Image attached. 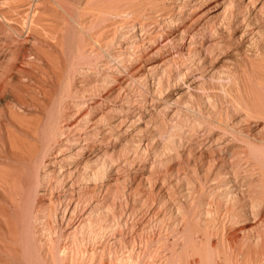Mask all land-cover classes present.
I'll return each mask as SVG.
<instances>
[{"label": "bare ground", "instance_id": "6f19581e", "mask_svg": "<svg viewBox=\"0 0 264 264\" xmlns=\"http://www.w3.org/2000/svg\"><path fill=\"white\" fill-rule=\"evenodd\" d=\"M1 1L4 4H0V6L3 7L4 5H6L8 11L2 12L0 9V264H107L104 260L108 251H105L104 246H102V248L100 247L99 250H94L91 246V249L87 248V245L90 243L92 245H95V243H97V241H100L108 230H115V227L119 226V219L116 218L118 214L114 216L111 212L112 218L110 219L108 216L110 214L108 213V209L107 212L103 209L106 207H97V205H94L93 208L90 209L89 213L87 212V216L85 214V216L83 215L85 219L80 220V223L78 222L79 224L76 223L77 225H72L69 222L71 221V217H74L73 210L72 213L71 211H69L70 213L68 216L69 219L67 218L68 220L57 219L59 216L57 217L55 208L56 205L54 204L55 201L51 196H48L46 194L47 196H45V198L43 196L44 194H41L42 192H44L42 191L43 180H41V172H43L42 170H45V167L49 166L48 164L51 163L49 160H46L49 159V157L51 156H54L51 159H53L57 165H62V167L65 168V166L63 165H65L67 159H72L71 155H76V159H72V161L74 162H72V164H67V166H70L68 172H77V174L81 173L80 180H82L83 178H87L88 182H90L89 180H98V178L103 176L104 169H106L105 165L107 162L105 161L104 163V161L102 162L100 158L99 160L95 158L93 161L94 163H92H96V166L94 165V168H96V170H93V168H91L89 165L90 158H83L82 155H84V153H80L79 155L78 151H76L77 148H75L76 141L77 143L78 141H81L85 144L87 142L88 134H85L86 132L81 135V138L78 137V134L81 132L79 131L80 128L83 129V127L86 128V126L92 128H99L98 125L102 124L103 118L106 116V113L105 115L104 113H101V111L104 112L105 108L104 110L100 109V113L97 111L95 112L97 108L99 110V108L101 107L99 106L101 104V101L97 102L98 99L96 100V102L92 101L93 103H91V107L88 104L89 107L87 106L88 108H85V104H87V101H85L86 97L88 96V94L92 96L99 95L101 93L102 95L104 94V92L106 95L107 93L108 95L111 94L110 90L107 91L104 82L98 81V84H92V82L87 81L89 79L88 75H91L89 74V72H91V70L96 69L97 67H100V65L103 63L101 62V64L98 66L99 62H97V60L99 61L100 58L106 57L108 55L105 52V49H107L108 47H104L106 46V43H110V41H108L110 38L108 34H106L108 36V39L104 38L105 43L103 44V39L100 40V36H102L104 31H107L105 29H111V26L113 25V28L117 27V29L119 30L120 24L118 22H120L125 16H130L132 18H129V23L131 25L130 27L134 28V26L137 25H133V22H137L143 27L145 24L143 25L142 22L138 21L139 17H144H141L142 15H140L141 12H144L145 10V8L144 10H142L143 4L147 3L149 5V7H147V10L150 11L149 13H154V15L158 13V16L160 15L161 18L165 17L166 7L157 4V0H149V2H146L144 0L145 2L141 1V3H138L140 2V0H0V3H2ZM237 2L238 4L233 0L230 1V7L228 9H226L228 6H224L226 7L224 9L227 10V12H225L223 16V11L221 14L222 16L220 15L222 18L219 19L222 20L223 17H227V20L225 21V26L228 25L226 27H229V29L227 30L230 31H226L227 33L225 32L224 34H226V36L230 34L227 39L231 38V40L237 39L234 33L235 30L231 27V23L234 21L237 22L240 15L242 16V18L240 19H242L243 22L246 19L249 22V19H251L252 17L251 16L249 18V16L251 15L250 9L251 12L252 10L255 11V13H253L252 15H254V17H257V19H260V17L264 13V0H237ZM42 5H44V7ZM47 5H49V8L51 6L52 9H47ZM258 5H261L262 7L259 8L260 6L257 7ZM260 9H262L263 11ZM147 10L144 13H148ZM168 15L166 17H168ZM46 16H61L64 20H66V24L69 25L68 22H71L70 24H72V29L70 28V30H73L74 27V29L78 30V33L80 34L75 35L74 33H66V30V34L62 35L61 37H56L55 34L49 33V30H44L43 25H46V27H48V25H51L53 23V21L50 20L48 25V21H42L45 23H41V18L44 19L46 18ZM158 16L156 14V17ZM262 17L264 19V16ZM113 18H115L114 21H118L114 23L113 20H111L113 24H111V22L109 23V19ZM144 19H142L143 22L146 21H144ZM148 19L150 18H147V20ZM56 20L59 22V18H56ZM123 20L125 21L127 19L124 18ZM123 20L120 23L124 25ZM128 21H125V24H127L126 22ZM148 21L149 24L150 22H156V20L154 21V19L152 21ZM148 21H146V25L148 24ZM175 21L176 19H174L173 21L172 18H170L169 21L166 22L165 19L164 22L167 23V25L172 26L173 23L178 22ZM260 21L263 20H257V23H255V25L258 24L257 29L255 30H258V27H260ZM105 22L109 23L110 25H103ZM235 22L234 24L236 25ZM239 22H237V24ZM248 22L246 21L244 25L242 24V22H240V24H242L243 26L239 24L243 29L241 33H237V36H239V42H246V38L249 34H251V36L255 35V38L253 37V39H256V42L264 39V33H262V35L261 32H256L253 28V30H250V26L253 24V21L250 22L252 23L251 25L248 24ZM220 23L222 24L223 22ZM66 24H64L63 26L65 27ZM117 24H119V28ZM161 24H163V22H161ZM218 25L219 23H217V27ZM239 25H236L238 26V29ZM51 26L48 27V29L56 33L57 30H53V28L57 29L55 25L53 26V28ZM70 26L71 25H69V27ZM147 26L149 27V25ZM173 26L175 27V24H173ZM92 27L95 29L98 28L97 34H90L89 31L92 29ZM249 27L250 29L247 30V28ZM144 28L139 27L140 31ZM210 28L209 30L212 31V33L215 32L213 30H216V28ZM262 28H264V26ZM95 29L94 31H96ZM222 30L225 31L226 29ZM222 30H219V34ZM183 32H178L176 38H174L176 39L174 40L175 42L177 40H179L180 42H184V39L187 40V36L186 34H183ZM57 33L59 32L57 31ZM60 33L62 32L60 31ZM114 33L115 35H117V32ZM145 33L147 32L144 31V35H146ZM224 34H222V36L220 35V37L222 38ZM207 35L209 36V34ZM211 35L209 37H211ZM113 36L114 34L112 33V37ZM150 36L146 37L145 39H148L150 42H156L151 41L153 39L151 38L152 36ZM163 36L166 35L163 34ZM218 36L219 35L214 37ZM96 37H100V39L97 40ZM201 37L203 38V36ZM113 38L112 40H115V37ZM194 38L191 36L190 41ZM251 38L250 40H252ZM148 40H146V43L148 42ZM247 40H249V38H247ZM228 42H226L228 45L224 46L228 48L230 47L229 49H227L230 50L231 46ZM234 43V47H236V42ZM249 43L251 45V42L248 41L247 47L249 46ZM259 43L260 42H258L257 44ZM261 43L263 45V42ZM148 44L151 43L148 42ZM207 44L209 45L210 43ZM109 45L111 46L112 44ZM191 45L193 44H189V46ZM203 45V42H201L199 48L194 45V48H197L195 49V52H193L194 50H192L193 53L191 51L190 53L194 56L196 51L199 52L202 50V48H204ZM208 45H206V48L209 50L213 48V45L215 49L217 47L221 48L218 41L211 43L209 46ZM262 45L260 44V46ZM124 46L126 47V45ZM124 46L123 48H121L122 51L124 49ZM133 46L134 44L132 45V48ZM224 46H222V49ZM251 46L249 47L251 48ZM126 48L127 50H130V47L128 48V46ZM190 48L194 49L192 48V46ZM214 48L212 49L213 51ZM258 48L259 47L257 45L256 49ZM217 49L221 52V49ZM263 49L264 47H262L261 51ZM212 50H210L209 52H211ZM203 51L205 52V49ZM257 51H255L256 54L258 53ZM262 52L264 53V50ZM199 53L196 54L198 55ZM237 54L239 55L240 59V54ZM258 54L260 55L261 53L259 52ZM199 55L198 57H200ZM253 55L254 57H257V55ZM236 56H233L231 59L234 63H237L238 61L236 58H234ZM241 56H243V53ZM263 56L264 54L262 55V57ZM203 57H205V55ZM262 57L260 56V58L263 60ZM197 60L198 62L200 61V59L198 58ZM227 60H229V58H227ZM130 62H132V60ZM135 62L136 59L133 61V64H135ZM233 62L230 63L232 64V66H230V70L234 65H236ZM249 62L250 65L254 67L253 69L255 71L253 73L251 72L252 74H250L249 71L247 72V67H245V72L248 73L247 75H251L249 78L251 85H254V88H256V90L258 88L259 92L255 91V89H253L252 91L251 88L253 86L249 88L248 84H245L246 82L248 83V79H244V81L246 82H242V86L243 83L245 87L248 86V89H246L249 90V96L244 94L245 97L248 96V99L244 97L243 93H246L247 90L245 89V87L241 86L245 89L241 94L243 95L242 97H244V99L241 100L242 97L239 98L238 96V98H236L238 100L240 99L241 101H237V99L235 100V98H233L235 100V107L233 108L232 112L234 111V109L236 110L234 111V113L236 112V117L234 116L233 119L231 116L232 114L229 115V117L226 113V116L224 114L222 116L220 115V113L215 115L211 114L212 116H208L205 120L208 126L212 128L214 127V129H216V133H213L210 136V140L214 142V144L218 146L228 147L231 141L241 143L237 144L238 146H236V149L228 153L230 154V157L228 158H230V160L233 159V162L229 160L228 164H222L219 166H214V164H212L210 165L211 167L208 165L210 169L209 167H206V169H209L210 171L205 170V172H207V175L205 174L206 178L202 179L206 180L204 181L206 183L212 182V184H210L209 186L210 188L203 189L204 186H202L201 182H197L199 184H196L197 187L195 189H200L196 190L197 192L199 191L198 194L197 192H195V189L192 186L191 188H189L187 185L185 190H181L179 192L181 198L185 201H183V203L181 202L175 204L173 206V209L169 210L171 216L174 215V218H172V222L169 223L168 226H166L164 223V226H166V230L164 228V231L168 230L167 233L169 234V239H166L163 242L162 237L161 239L159 238L155 241H152L155 244V249L152 252L153 254L151 253L152 257L149 255L152 258V263H150V261L148 264H156L157 261L153 259L157 258L158 256V258H160V256L163 258H160L163 261L161 264H264V131H262L264 130L262 129L264 128V126H262L264 125V123L261 125L259 124L262 128L258 129V133L256 131L253 132L251 125V127L248 124L245 125L246 123L250 122L249 120L251 118H255V120L257 119V123L258 117L259 120L261 117V121L262 119L264 121V65H252L251 60L249 61L248 56L247 63L249 64ZM252 63L257 64L254 62ZM237 64L240 63L238 62ZM105 65H107V63ZM103 67L105 66L103 65ZM235 67L236 66H234V68ZM145 68L146 67L144 66V69ZM225 68L227 67L225 66ZM234 68L232 71H230L229 76L231 72L234 71ZM127 71L130 73V75H133L132 73L135 72L134 70L130 71L129 69ZM235 73L238 74L236 71ZM94 74L95 73H93V75ZM219 74L223 73L221 72ZM106 75L107 74H105V77L107 78ZM181 75L177 78L181 79ZM185 75L187 76L186 73L183 76ZM241 75L240 77L242 78L243 75ZM245 75L243 76V78L247 76ZM183 76L182 78H184ZM229 76H227V78L230 79L232 75L230 77ZM77 77L82 79L80 80V88L77 87L78 84L80 85V82H78V84H75L74 82ZM113 77L111 78L115 79L114 81L118 80L116 79V76ZM130 77L128 76V78ZM235 77L236 76H234V78ZM240 77L236 78L237 82ZM131 78H133V76ZM131 78L129 80H132ZM120 79L118 82H120L123 78L121 80ZM236 80L232 79L231 81L236 82ZM221 81L223 82V80ZM124 82L125 81L123 80V83ZM236 83L234 84V86L237 85ZM111 84L110 86L113 87ZM258 85H261V88L257 87ZM116 87L118 88V86ZM228 89H231V87H229ZM116 90L118 89H115L113 91ZM231 93H229V95ZM252 93H254L255 95H251ZM106 95L105 97L104 95L102 96V98H104L103 100L105 101L109 99L108 95ZM113 97L115 96L113 95ZM230 100H232L231 97ZM88 103H90V101H88ZM95 113H99L100 115ZM104 120L106 121V119ZM260 129L262 130L260 131ZM255 132L257 133V135L253 134ZM102 138L104 137L102 136ZM229 150L227 151L229 152ZM52 151L54 152L51 153ZM202 155L200 156V158L197 155L200 160L201 157H203ZM116 159L118 158L116 157ZM53 166H55V164H53ZM91 166L93 167V165ZM211 168L213 170H211ZM52 170H50V172ZM54 173L51 172L50 174L53 175ZM56 173L55 175L57 176L58 173ZM64 173L65 172L59 173L60 177L62 176L64 178ZM60 179L61 178H59L58 180L56 179V182L60 181ZM186 182L188 183V181ZM190 185H192L191 182ZM40 196L41 199L45 198L41 202H39V200H41ZM98 206L100 205L98 204ZM110 211L112 210H109V212ZM61 216L59 218H61ZM67 221L69 223H67ZM62 222H66L65 226L63 223L64 228L62 227ZM149 241L147 242V244L149 243ZM120 246L121 245H119V247ZM119 247L117 246L115 250H118ZM119 253L121 252H118L117 254L116 251L113 252L111 255L108 253L107 258H109L108 261L110 260L108 264H121V262L118 263L119 260L117 259V255L119 256ZM160 262L161 261L159 260V264Z\"/></svg>", "mask_w": 264, "mask_h": 264}, {"label": "rangeland", "instance_id": "374dc122", "mask_svg": "<svg viewBox=\"0 0 264 264\" xmlns=\"http://www.w3.org/2000/svg\"><path fill=\"white\" fill-rule=\"evenodd\" d=\"M141 1L142 2H145V1L149 2V0H145V1L140 0V2H138V3H141ZM154 1H156V0H154ZM230 1H232V0H157L156 1L157 4H160V5H163L164 7H166L165 17L168 15V12H169L168 17H166V18L162 17L161 18L160 15L158 16V13H156L158 16V17H156V14L154 15V13H149L150 11L147 10V7H149V5L146 3V4L142 5L143 6L142 10H144V8H145L144 12H146V10H147L148 13L141 12L140 15H142L141 17H143V16L144 17L147 16V17H145V19H144V17L143 18L139 17V20H138V21L142 22L143 25L145 24L144 26L146 29L144 28V26L142 27L137 22L132 23L133 25L137 24L134 26V28L130 27L131 25L129 23L130 22L129 18H131V17L127 16L128 17L127 18L125 16L124 18L127 19L125 21L129 20L128 22H126L129 25L125 24V21L123 20L124 18L122 19L124 21L123 22L124 25L121 24L120 22H122V20L120 19L121 21L118 22L120 24L119 30L117 29L116 26H115L116 28H113V26H114L113 25V26H111L113 29L111 27H110L111 29H109V28L105 29L107 31L103 32L102 36H100L101 39H100V37L99 38L96 37L97 40L103 39L102 42L104 44L105 39H108V36H109L110 39L108 41H110V43L108 41H106V42H108L109 44H112L111 45L112 47L108 43L105 44L106 46L104 48H107V47L108 48L105 49L106 51L105 50L104 51L108 55L106 57L100 58L99 61L97 60V62H99L98 66L101 64V62H103L104 64L103 63L102 64L105 67H103V65L101 64L102 66L100 65V67L102 69L100 67H97L96 69L91 70L92 73L89 72V74H91L93 77L91 75H88L89 79L88 80L86 79V80L92 82V84H95V83L98 84V81L104 82L106 85L107 91L110 90L111 94L108 95V93H107V95L109 97V99H107L108 101L107 100L105 101V100H103L104 98H102L103 95L105 97V95H106L105 92L102 95H101V93L99 95H92V96L90 94H88V96L89 95L90 96L89 97L87 96L85 99V101H87V104H85V106H86L85 108H88L89 105L91 107V103L96 102V100L98 99L97 102L101 101L100 102L101 104L99 106H101L103 108L100 107L99 110L97 108L95 110V112L97 111L100 113V111L102 109L104 110V108H105L106 111L105 110H104V112L101 111V113H104V115L106 113L105 117L103 115V117H104L103 122L105 121L104 119H106V121L104 122V124H103V122H102V124H99L98 125L99 128H92L89 126L88 127L86 126V128L83 127V129L80 128L79 131H81V132L78 134V137L81 138V135L86 132L85 134H88L87 135L88 136L87 142L85 144L81 141H78V143L76 141L75 142V145H76L75 148H77L76 151H78L79 155H80V153H82V154L84 153V155H82L83 158H85V157L90 158L89 159L90 160L89 165L91 168H93V170L94 169L96 170V168H94L96 166V163L93 164L94 163L93 161L95 158L98 160L100 158V160L102 162L104 161V163L106 161L107 163L105 165L106 169H104V174H103V176L98 178V180H95V181L89 180L90 182H88L87 178H83V179L81 178L82 180H80V177H81L80 174L81 173L77 174V172H72V173L68 172L70 166L69 165L67 166V164L68 163L72 164V162H74V161H72V159H76V157H77L76 155H71L72 159H70V158H68L69 160L67 159L68 162L66 161L65 165H63V166H65V168L62 167V165H60L61 167L59 165H57L56 162H54V160L51 159L54 156H51V157H49V159H46L47 161L49 160L51 163H49L48 164L49 166L45 167L46 169L42 170L43 172H41V180H43L42 181V191H44L41 194H44L43 195L44 197L47 195L51 196L53 198V200L55 201L54 204L56 205L55 208H56L57 217L58 216L60 217L61 215L63 216V218L61 216V218L58 217L57 219H59V220L60 219H67L69 216V213H70L69 211H71V213L74 211V213H73L74 217L71 214L72 217L70 219L71 221H69V222L72 225L73 224L77 225L80 223V220L85 219L84 216L87 214V212L89 213L90 209L93 208L94 205H97V207H101V206L106 207L103 209L106 212L108 209V213H110L108 216L110 219L112 218V215L116 216L118 214L116 216V218L119 219L118 220L119 226L118 227L116 226L117 229L115 227V230H108L104 234V236L101 238V240L97 241V243H95V245H92L91 243L90 244L87 243L88 244L87 248H90V246H91L92 249H94V250L98 249L99 250L100 247L102 248V246H104L105 251H108V253L110 255L116 251H117V254H118V252H121V253H119V256L117 255V259L119 260L118 263L121 262V264H148L152 260V258H151L152 254H153L152 252L155 249V244L152 241H155L156 239H159V238L161 239L162 237H163L162 238L163 242L166 239L167 240L169 239V236H168L169 234L167 233L168 230L164 231V228L166 230V226H168V224L172 222V218H174V215L171 216V213L169 212V210H172L173 206L175 204H178L181 202L183 203V201H185L184 199L181 198V195L179 194V192L181 190H185L187 186L189 188H191V186H192L195 189L200 182H201L202 186H204L203 189L210 188L209 186H210V184H212V182H208V183L204 182V181H206L204 179L206 178V175H207V172H205V170L210 171L209 170L211 167L210 165H212V164H214V166H217V165L219 166L222 164L223 165L228 164V162L230 160V158H228V157H230V154H228V153H230L234 149H236V146H238L237 144H241L240 142H234V141H231V143H230L231 145L229 144L228 147L218 146V145L214 144V142H212L210 140V138H211L210 136L213 133H216V129H214V127L212 128V127L208 126L207 122L205 121L208 116H212L213 114L215 115V114H220V113H221L220 115H222V116H223V114L225 116H226V114L228 116L232 114L231 116L234 119V116L236 115L235 114L236 112L234 113V111H236V110L234 109L233 112H232V110L235 107L234 101L238 98V96H239V98H241L244 94L249 96V93H248L249 90H247L248 86H249V88L253 86L251 88L252 91H253V89H255V91H258V88L256 90V88H254V85H251V82L249 79L251 75H247L248 71L250 72V74H252L255 71L253 69L254 67L250 65V62H249V64L247 63L248 62V56H249V61L251 60L252 65H254V66H258L260 64L264 65V62H263L264 56L262 57V55L264 54L262 51L264 49L261 51L262 47H264L263 46L264 45V41H263L264 39L258 41L260 43L257 44L258 42H256V39H253V37L255 38V35L251 36V34H249L247 37V38H249V40H247V38H246V42H239V38H238L239 36H237V35L239 33H241V31H243L241 26H243L246 21L248 22L247 19L243 22L242 19H240V18H242V16L241 15L239 16L238 20L239 21L241 20L240 22H242L243 25L240 24V22L238 20H237V22H239L238 24H237V22L234 21L236 23V25H239V24L241 25V26L239 25V29L237 28L238 26H236L234 24V22L231 23L232 24L231 27H232V29L235 30V31L234 30L233 31H234L235 37L237 39H232V40H231V38L227 39L230 36V34L228 33L229 34V35L227 34L228 36H226V34H224L226 31L227 32L230 31V30H227V29H229V27L228 28L226 27L228 25L225 26V24H226L225 21L227 20L226 19L227 17H223L222 20H219V19L222 18L221 14L223 11H224L223 16H224V13L227 12V10H225L224 8H226L228 6L226 8V9H228L230 7V4H229ZM233 1L238 4L237 0H233ZM0 4L3 5L4 3L2 2ZM226 4H228V5H226ZM4 6H3L4 8L2 6H0L1 11L2 12L8 11V8L6 7V5H4ZM42 6L44 7V5H42ZM214 6H216V7H214ZM224 6H226V7H224ZM257 7L261 8L262 6L258 5ZM46 8L48 9L49 5H47ZM49 9H52V7L50 6ZM262 9H260V10H262ZM142 13H144V14H142ZM250 13H251V15L249 16V18L251 16L252 17H251V19L248 18L249 19L248 24L251 25L252 23H250V22H252V21H253V24L250 26L251 29L249 27V28H247V30L248 29H250V30L254 29V31H256V32L259 31V32H261V34L264 33V31H263L264 28H262L264 26V19L262 17V16H264V13L260 17V19L259 18L257 19V17H254V15H252L253 13H255V11L252 10V12H251V9H250ZM151 15H153L155 17H153ZM50 17L51 16H48V17L46 16V18H44V19L41 18L42 19L41 23H45L42 21H46V22L48 21V23H47V25H48L50 21H53V23L51 22L53 25L52 24H51L52 26L48 25V27L51 26L53 28V26L55 25V27L57 29L53 28V30L54 31L57 30L59 32V33H57V31H56L57 35L55 32H52V30L48 29V27H46V25H43V26H44V30H46V29L49 30V33L55 34L56 37H61L62 35L66 34V33H70V34L74 33L75 35L80 34V33H78V30L74 29V27H73V30H75V31L70 30V28L72 27V24H70L71 22H68L69 25H71L69 27V25L66 24L67 23L66 20H64L61 16H56V17H51V18ZM52 18H54V19H52ZM56 18L57 19L59 18V22L56 20ZM147 18H150L148 20H151V21L154 19V21L156 20V22H154V23L150 22V24H149V21L147 20ZM164 18L166 19V22L169 21L170 18H172L173 21H174V19H176L175 22H177V21L178 22L173 23V24H175V27L173 26V24H172V26H173L172 27L171 25H167V23L164 22L165 21ZM114 19L115 18L109 19L110 20V21L108 20L109 23L111 22V24H113V22L115 23L116 21H118V20L114 21ZM142 19H144V21L145 20L148 21L147 25H149V27L146 25V21L143 22ZM157 19L159 22L157 21ZM256 19L257 20H263V21H260L261 22L260 24H262V25L259 24V26L261 28L258 27V30H255V29H257V25H258V24L255 25V23H257ZM111 20H113V22ZM160 21L163 22V24H161ZM220 22H223V23L221 24ZM109 23L105 22L103 25H105V24L107 25ZM217 23H219L218 27H217ZM64 24H66L65 27L63 26ZM119 24H117L118 28H119ZM176 24H178V25H176ZM126 25L128 26V28ZM60 26H61V28H60ZM165 26L166 27L169 26L170 28L169 27L166 28ZM213 26H215V27H213ZM68 27H69V29H68ZM121 27H123L124 29ZM135 27H137V28H135ZM139 27L144 28L145 30L142 29L143 31L141 30L142 31L141 32ZM210 27H212L214 29L216 28V30H213V29L212 30L215 31V32H213L214 34L217 32L216 34L219 35L218 37H214L217 35L216 34L214 35L212 33V31L209 30ZM147 28H148V31H147ZM221 28L224 30L226 29V30L223 31ZM94 29L95 28L92 27L91 30L94 31ZM133 29L135 30V33H134ZM66 30H67V32H66ZM91 30L90 31L88 30L90 32V34H97L98 28H96L95 29L96 31H94L96 33H94ZM111 30H113V31H111ZM219 30H222L223 33H222V31H221V33L224 34L226 37L223 35V37L221 38L220 35L222 36V34L221 33L219 34ZM60 31L62 33H60ZM144 31L147 32V33H145L146 35H144ZM114 32H117L116 33L117 35H115ZM178 32H183V34H186L187 40L184 39L183 40L184 42H182V41L180 42L179 40H177L178 42L176 41L177 42L176 43L174 41L176 39H174V38H176V35L178 34ZM46 33H48V32H46ZM104 33H105V35L108 34V36L107 35L105 36ZM112 33L114 34L113 37H115V40H112V38H113ZM161 33H162V35H161ZM199 33L201 36H203L204 41H203V38L199 35ZM131 34H133V35H131ZM163 34L166 36H163ZM207 34H209V36L211 35L212 39ZM204 35H205V37H204ZM148 36H150L153 39L151 41H156V42H150L148 39H145ZM191 36L193 38L195 36L194 39H191L192 42L190 41ZM188 37H189V39H188ZM171 38H172V40H171ZM250 38L252 40H250ZM223 39H224V41H223ZM111 40H112V43H111ZM146 40H148V42L151 44H148V42L146 43ZM193 40H195V41H193ZM234 40H236V41H234ZM197 41H198V43H197ZM200 41L203 42L204 48H202V50L199 51L200 53L202 52L201 54L196 51V53L200 54V55L198 54L200 57H198V55L196 53H195V55H194L195 57H194L193 54L190 53V51L192 52V50H194L193 52H195V49L197 47L198 48L200 47V44H201ZM217 41L221 46V48L220 47H217V48H219V50L221 49V52L218 51L217 48L215 49L214 45H213L214 51L212 50L213 49L212 48V49H210L212 51L209 52L210 50L206 48V45H208L207 43L211 44V43L217 42ZM248 41L251 42L252 46L250 45V43H249V46H251L252 49L249 46H248L249 48L247 47ZM113 42H114V44H113ZM226 42H228L230 44V46H231L230 50H227L230 47L228 48V47L224 46V45H226V46L228 45ZM234 42H236V47H234L235 46ZM261 42H263V45ZM191 43L193 44V45H191L192 48H194L195 46H197V47L194 49H191L190 48L191 46H189V44H191ZM123 44L126 45V47L128 46V48L130 47V50L129 49L127 50V48ZM133 44H134L133 48L135 47L134 49L132 48ZM255 44H256V46H255ZM260 44L262 46H260ZM148 45L150 46V48ZM253 45L256 48L258 45L259 48L256 49ZM123 46H124V49L125 48L126 49L125 50L123 49V51H122L121 48H123ZM151 46H153V47H151ZM188 46L191 50L188 48ZM222 46H224L223 49H222ZM211 47H212V45H211ZM204 49H205V52L203 51ZM232 49H233V51H232ZM234 50H236V51H234ZM107 51H109L110 53ZM231 51H232V53H231ZM255 51H257L258 53L260 52L261 54L260 55L258 53L256 54ZM203 52H204V54H203ZM237 53L240 54V59H239V55ZM242 53H243V56H241ZM202 54H203V56L205 55V57H203ZM207 54H208V56H207ZM231 54L233 56L238 55L234 58H236L238 60L237 63L239 62L241 65L234 63L231 60L233 57ZM253 54H255V56L257 55V57H254ZM250 56H252V57H250ZM260 56L263 58V60L260 58ZM226 57L229 58V60H227ZM253 57L256 59H254ZM197 58L200 59L199 62H198ZM202 58H203V60H202ZM135 59H136V62H135V64H133V61ZM260 59H261V61H260ZM105 60H106V62H105ZM108 60H110V61H108ZM131 60H132V62H130ZM239 60H241V61H239ZM202 62H204V63H202ZM208 62H209V65H208ZM232 62L234 64H236V65H234V64L233 65L236 66L235 68L237 70L234 68V66L230 70V68H231L230 66H232V64H230V63H232ZM252 62H254V63L258 62L259 64L258 63L253 64ZM261 62H263V63H261ZM106 63H107V65H105ZM211 63H213V64H211ZM144 66L146 67L145 69H144ZM209 66H212V67H209ZM225 66L227 68H225ZM245 67H247V72H245L246 71ZM123 68H124V70H123ZM134 68H136V69H134ZM215 68H217V69H215ZM233 68H234V71L231 72L230 76L232 75V77H230L229 73H230V71L233 70ZM126 69L127 70L129 69L130 71L134 70L135 72L132 73L133 75H130V73ZM241 69H243L244 71ZM200 70H202L203 73ZM225 70L227 73L225 72ZM228 70H229V72H228ZM235 71L239 75L236 74ZM181 72H183V73H181ZM221 72L223 74H219ZM244 72L247 76L244 74ZM93 73H95V74L93 75ZM185 73L187 74V76L186 75L183 76ZM105 74H107L106 75L107 78L105 77ZM179 74L180 75L182 74L181 75L182 80L180 78H177V77H180ZM226 74H227V76L230 77V79L232 78L233 80L234 79L236 80V78H239L241 74L242 75L244 74L246 77L243 78L244 75L243 76L241 75L242 78L240 77V79H238V82L236 80V82H237L236 83L234 81L232 82L231 81L232 79L230 80L229 78H227ZM127 75L129 77L133 76V78L130 77L132 80H129L130 78H128ZM113 76H116V79H118V80L114 81L115 79H113L114 78ZM126 76H127V79H126ZM182 76L184 78H182ZM234 76H236V77L234 78ZM98 77H99V79H98ZM101 77H102V80H101ZM108 77H110V78H108ZM111 77H113V78H111ZM252 77H251V79H252ZM94 78H96L97 80ZM192 78H194V79H192ZM218 78H220V79H218ZM76 79L74 81L75 84H78V82H80V80H82L79 77H77ZM119 79L122 81V83H121V81L118 82ZM244 79H248V83L246 81H244ZM95 80H96V82H95ZM110 80H112V81H110ZM123 80L126 82V83L124 82L125 84L123 83ZM221 80H223V82ZM229 81H231V82H229ZM242 82H244V83L246 82L245 84H248V86L245 87L244 83L242 86ZM235 83L237 85L234 86ZM110 84L113 87H111ZM116 84H119V85H116ZM226 84H228V85H226ZM79 86L81 87V82H80V85L78 84L77 87L80 88ZM116 86H118V88ZM241 86L245 87V89L247 88L246 89L247 92L245 91L246 93H243V91L245 89L242 88ZM114 87H116V88H114ZM229 87H231V89H228ZM257 87L261 88V85L260 86L258 85ZM110 88H112V89H110ZM115 89H118V90L113 91ZM223 90H226V91H223ZM228 91H230V92H228ZM117 92H119V93H117ZM229 93H231V94L229 95ZM242 93H243V95H241ZM112 94L115 97H113ZM253 94L254 93H252L251 95H253ZM100 95H101V97H100ZM248 96L245 97V95H244V97L247 99H248ZM230 97L233 100V102H232V100H230ZM244 97H242L241 100L244 99ZM233 98H235V100ZM90 99H92V100H90ZM102 100L105 101L106 103L103 102ZM239 100L237 99V101H239ZM88 101H90V103H88ZM114 110H115V112H114ZM99 113H95V114L100 115ZM108 115H109V117H108ZM251 119H252V121H251ZM251 119L249 120L250 122H248V123L244 122V123H246L245 125H247V124L249 126L251 125L253 132L259 131L258 129L262 128V127H260V125L264 123L263 119L261 121V117H260V120L258 117V123L256 121L257 119L256 120H255V118H251ZM229 123H230V121H229ZM244 123H243V125H244ZM255 123H256V125H255ZM262 126H264V125H262ZM253 128L257 129V130H254ZM262 129H264V128H262ZM262 129H260V131ZM262 131H264V130H262ZM256 132L253 134L257 135L258 132L257 133ZM102 136L104 138H102ZM106 136H108V137H106ZM119 137H120V139H119ZM227 150H229V152ZM198 151H199V153H198ZM53 152L54 151H52L51 153H53ZM114 152H115V154H114ZM118 153L121 155H119ZM197 155L199 156V158L201 155L203 156V157H201V160L198 158ZM115 156L118 159H116ZM211 159H212V161H211ZM230 161L233 162V159ZM209 163H211V164H209ZM53 164H55V166H53ZM56 165L59 167H57ZM91 165H93V167ZM202 166H204V167H202ZM206 167H209V169H206ZM59 168H60V171H59ZM61 168H63V169H61ZM54 169H55V171H54ZM50 170H52L51 171L52 173L57 172L58 173V174L56 173L57 176L55 175V173L53 175L50 174L51 173ZM56 170H58L59 172ZM211 170H213V169L211 168ZM63 172H65L63 175L64 178L62 176L60 177V174H59V173H63ZM92 172H94V171H92ZM67 173H69V174H67ZM51 177H52V179H51ZM59 178H61L60 179L61 182L57 181L59 183L58 184L56 182V179L58 180ZM202 178H204V179H202ZM45 181H47V182H45ZM186 181H188L189 184ZM190 182L192 183V185H190ZM197 182H199V183H197ZM198 189L199 188L195 189V192H197L196 190H198ZM92 190H93V192H92ZM198 193H199V191L197 192V194ZM45 198L41 199V196H40L41 200H39V202H41ZM112 200H114V201H112ZM65 201H66V203H65ZM98 204L100 206H98ZM77 205H78V207H77ZM109 210H112V211L109 212ZM111 212H112V215H111ZM63 221H65V220H63ZM69 222L67 221V223H69ZM63 223L65 226L66 222H62V227L64 228ZM164 223L166 226H164ZM148 241H149V243L147 244ZM97 244H99V245H97ZM119 245H121L120 246L121 248L119 247ZM117 246L120 249L118 248V250L117 249L115 250V248ZM108 253L106 254V257L104 260L107 264L110 261V260L108 261L109 258H107ZM158 257L154 258L153 260L158 262V263L156 262V264H159V260H160L161 261L160 264H161L163 262L162 261L163 258L161 256H160V258H162V259H160ZM125 260L127 263L125 262ZM122 262H124V263H122ZM150 263H152V261Z\"/></svg>", "mask_w": 264, "mask_h": 264}]
</instances>
